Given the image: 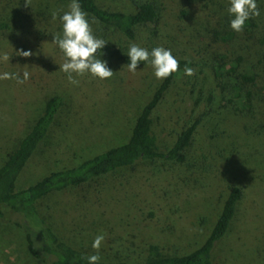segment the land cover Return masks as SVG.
Segmentation results:
<instances>
[{
	"label": "trees",
	"instance_id": "1",
	"mask_svg": "<svg viewBox=\"0 0 264 264\" xmlns=\"http://www.w3.org/2000/svg\"><path fill=\"white\" fill-rule=\"evenodd\" d=\"M78 2L88 19L101 27L99 32L103 36L118 35L129 43L141 38L149 53L156 47L170 49L179 60V71L162 79L136 118L126 143L107 149L75 167L47 173L35 183L18 189L19 177L53 124L63 117L90 118L105 102L109 88L90 73L82 76L73 73L79 81L78 85H73L68 82L67 74L59 70L66 58L53 42V36L62 35L63 25L58 15L56 19L52 18L49 0H27V4L26 0H0V75L17 72L23 79V72H29V79L23 84L15 80L17 93L20 91L16 95L21 98L19 105L37 94H42L45 100L43 110L30 129L0 165V221L6 220L23 231L27 252L42 264H88L87 258L91 256L69 243L58 231L54 213L42 203L50 196L72 192L87 200L90 194L98 195L101 180L117 177L121 171L135 173L145 162L156 160L170 161L183 168L180 181L186 186L205 185L208 177L226 179L228 166L218 167V162L210 156V137L200 126L201 107L195 116L189 115L190 121L182 128L172 148L165 154L159 152L153 130L159 124L160 107L166 101L176 75L184 74L186 66L200 68L201 76L214 93L232 92L234 99L239 101L238 114L255 121L251 126L253 131L264 134V0H256L260 15L247 20L239 33L230 27L234 18L228 12L230 0H147L136 4L133 13L103 9L95 0ZM145 28L150 32L142 38ZM106 31L111 32L106 35ZM20 50L31 51L33 55L19 56L16 52ZM126 51L118 46L117 54L127 66L130 58ZM101 53H106V47L98 51L100 59ZM4 54L10 57L9 61L2 59ZM148 64V61H142L135 73L127 71L129 92ZM257 174L264 180V170ZM226 189L227 197L220 214L199 248L177 256L166 253L158 245H149L141 264H214L213 256L222 246L232 242L228 246L232 250L234 242L241 243L248 226L256 224L251 211L256 209L259 200L248 202L249 210L243 213L244 185L227 180ZM4 209L9 211L8 217ZM154 215L143 212L140 219L145 223ZM238 220L242 224L239 223L236 232ZM256 257L264 264L263 254ZM222 261L230 264L227 257ZM99 264L131 263L100 260Z\"/></svg>",
	"mask_w": 264,
	"mask_h": 264
},
{
	"label": "rangeland",
	"instance_id": "2",
	"mask_svg": "<svg viewBox=\"0 0 264 264\" xmlns=\"http://www.w3.org/2000/svg\"><path fill=\"white\" fill-rule=\"evenodd\" d=\"M49 1V11L56 12L59 17L69 11L71 0ZM95 1L106 10L133 13L136 4L147 0ZM89 22L94 35L108 42L102 59L114 72L111 78L103 80L109 93L90 118L63 117L53 124L19 177L18 189L35 183L47 173L75 167L126 143L136 118L162 81L155 77L148 61L143 75L129 92L128 68L117 49L120 45L128 52L132 43L118 35L105 37L99 32L98 24ZM60 23L62 25V21ZM148 32V28L143 29L142 38ZM141 40L135 44L144 48ZM194 70L193 76L176 75L160 107L159 124L153 132L159 152L165 154L190 121V116L203 108L200 126L210 137V156L218 162V167L228 166L226 179L208 177L205 185L186 186L180 181L183 168L170 161L156 160L145 162L135 173L121 171L119 174L124 176L118 174L101 180L98 195L90 194L87 200L72 192L50 196L42 203L54 213V225L69 243L95 255L93 241L103 234L105 239L98 254L101 261L108 262L141 264L149 245H158L170 255L189 254L208 237L227 197L226 181L232 180L245 187L243 213L249 210L248 202L259 200L256 209L251 211L256 224L248 226L241 243L234 242L232 250L228 248L232 242L222 246L213 256V263L223 264V257H227L230 264H261L256 256L259 253L264 256V180L257 173L264 170V134L253 131L251 126L255 121L238 114L239 101L234 99L232 92L214 93L201 76L200 68ZM15 85V79L0 80V165L16 149L45 105L42 94L32 95L28 102L19 105L21 98L16 95L20 91L17 93ZM4 212L8 217L9 211L4 209ZM143 212L155 215L144 223L140 219ZM239 223L242 221L236 222V232ZM0 264H42L27 252L23 231L6 220L0 221Z\"/></svg>",
	"mask_w": 264,
	"mask_h": 264
},
{
	"label": "clouds",
	"instance_id": "3",
	"mask_svg": "<svg viewBox=\"0 0 264 264\" xmlns=\"http://www.w3.org/2000/svg\"><path fill=\"white\" fill-rule=\"evenodd\" d=\"M230 5L228 12L234 16L230 21V27L237 33L243 31L247 20L260 15L256 0H230ZM68 7L69 11L60 17L63 25L62 35L58 33L53 36V42L63 51L66 58L65 62L59 65V70L67 74L68 82L73 85L79 84L73 73L80 76L90 73L101 80L111 78L114 72L107 66V61L97 57L98 51L103 49L108 42L94 35L88 15L82 10L78 0H71ZM56 17L57 13L53 12L52 18L56 19ZM16 53L25 58L33 55L31 51L24 50ZM127 56L130 58V63L127 64L128 70L132 73L136 72L138 64L142 61L151 63L157 79H166L179 71V60L174 57L170 49H165L164 47H156L149 53L147 49L132 43L129 46ZM2 59L9 61L10 57L4 54ZM184 74L193 76L195 70L186 66ZM22 75L23 79H20L17 74L5 72L0 75V80L15 79L17 83L23 84L29 79L30 74L25 71ZM104 239L105 236L103 234L95 237L92 247L97 250V254L87 258L88 264H99L101 258L98 250Z\"/></svg>",
	"mask_w": 264,
	"mask_h": 264
}]
</instances>
